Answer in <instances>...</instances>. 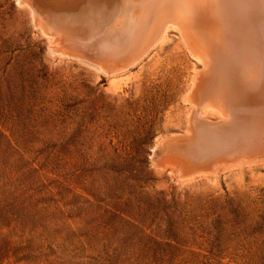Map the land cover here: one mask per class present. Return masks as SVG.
Returning <instances> with one entry per match:
<instances>
[{"label":"rangeland","instance_id":"rangeland-1","mask_svg":"<svg viewBox=\"0 0 264 264\" xmlns=\"http://www.w3.org/2000/svg\"><path fill=\"white\" fill-rule=\"evenodd\" d=\"M30 8L0 0V264H264V159L210 167L178 26L108 76Z\"/></svg>","mask_w":264,"mask_h":264},{"label":"bare ground","instance_id":"bare-ground-1","mask_svg":"<svg viewBox=\"0 0 264 264\" xmlns=\"http://www.w3.org/2000/svg\"><path fill=\"white\" fill-rule=\"evenodd\" d=\"M28 3L56 52L78 56L97 73L108 76L160 44L167 37L168 28L176 24L188 50L194 54L190 53L204 65L202 76L199 75L200 87L193 90L198 96H193V101L197 102L195 116L211 125L209 131L215 136L208 139L213 146L210 167L264 159L261 0H28ZM126 55L129 60L121 62V56ZM210 99L222 108L220 112L225 117L211 120L201 115ZM227 145V149L219 148ZM220 151L223 153L217 154ZM261 164L264 167V160Z\"/></svg>","mask_w":264,"mask_h":264},{"label":"snow or ice","instance_id":"snow-or-ice-1","mask_svg":"<svg viewBox=\"0 0 264 264\" xmlns=\"http://www.w3.org/2000/svg\"><path fill=\"white\" fill-rule=\"evenodd\" d=\"M262 3H264V0H261Z\"/></svg>","mask_w":264,"mask_h":264}]
</instances>
